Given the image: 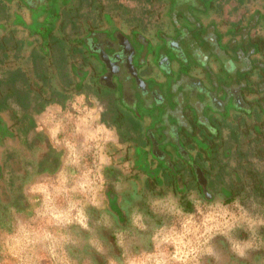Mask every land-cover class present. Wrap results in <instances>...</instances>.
Returning <instances> with one entry per match:
<instances>
[{"label": "flooded vegetation", "instance_id": "1", "mask_svg": "<svg viewBox=\"0 0 264 264\" xmlns=\"http://www.w3.org/2000/svg\"><path fill=\"white\" fill-rule=\"evenodd\" d=\"M25 1L0 0L3 67L24 72L45 98L69 83L68 100L99 104L100 123L116 134L108 182L129 166L119 216L153 196L143 183L164 189L173 167L179 189L232 200L248 187L264 199V0H39L37 10ZM45 33L72 42L62 71ZM39 57L44 68L33 77ZM10 114L0 112V168L11 151L43 139L33 127L20 133ZM42 152L27 165L36 168Z\"/></svg>", "mask_w": 264, "mask_h": 264}, {"label": "rangeland", "instance_id": "2", "mask_svg": "<svg viewBox=\"0 0 264 264\" xmlns=\"http://www.w3.org/2000/svg\"><path fill=\"white\" fill-rule=\"evenodd\" d=\"M41 2L25 1L32 10ZM27 111L43 141L4 150L13 151L0 168V264H264V199L247 183L228 202L186 190L189 212L167 187L128 202L119 216L115 203L130 189L121 176L129 166H117L120 177L108 182L116 134L100 123L99 104L74 96ZM44 140L59 159L54 171L27 165V156L47 149Z\"/></svg>", "mask_w": 264, "mask_h": 264}, {"label": "trees", "instance_id": "3", "mask_svg": "<svg viewBox=\"0 0 264 264\" xmlns=\"http://www.w3.org/2000/svg\"><path fill=\"white\" fill-rule=\"evenodd\" d=\"M65 25L66 23L64 22L62 24V29L65 28ZM46 34L47 33L43 34V36H49L47 40L50 50L52 49L50 51L52 63H56V70L58 69L59 71H62L64 66V52L68 49V53H72L70 49L72 46L69 47V43L72 42H70V39H68V37L66 38L65 35L51 36L48 35L49 33L47 35ZM41 59L42 57L36 59L32 58L34 70L32 74L33 77L39 76V74L41 75V71L44 68ZM3 66L4 62L3 59H1L0 54V112L9 111L11 113V117L14 118L13 121L18 123L17 126L20 133L24 134L34 126L33 115L31 112L27 111V108L30 107V110H32L35 114L36 112H40L47 104L58 102L61 105L68 100V95L63 94L62 91L65 90V85L69 88V83H63L59 90H51L50 94L47 96L48 98H45L43 94H39L37 89L34 90V87L30 84L31 82L29 81L28 76H26L24 72H21L18 69H5ZM45 145L47 147L46 151L42 152L39 160L35 163L38 172L54 171L58 166V156L51 153L53 148H51L47 142ZM171 169L174 171V178L171 174H165V177L163 178L165 182L163 184L164 189H162V185H159L158 183H143V187L146 188V191L151 192L154 196H157L162 194L165 188L173 186L176 189L175 193H178L180 199L182 200V209L185 212H189L192 209V203L188 199H185L184 192H186L189 188H192L194 185H182L179 189L176 182L174 184L172 183L179 169L178 167H173ZM106 171H108V169H106ZM182 188H184V190ZM21 198L24 197L21 196ZM228 201L230 200H224V202Z\"/></svg>", "mask_w": 264, "mask_h": 264}]
</instances>
